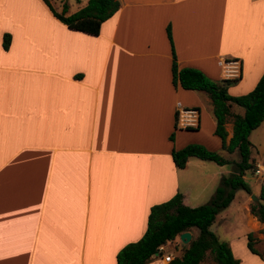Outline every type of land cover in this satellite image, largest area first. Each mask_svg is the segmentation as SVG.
<instances>
[{"label": "crops", "instance_id": "1", "mask_svg": "<svg viewBox=\"0 0 264 264\" xmlns=\"http://www.w3.org/2000/svg\"><path fill=\"white\" fill-rule=\"evenodd\" d=\"M119 1L89 34L43 0H0V264H116L152 204L177 191L187 205L206 202L233 171L194 155L175 165L172 148L191 142L226 150L208 94L174 83L172 49L178 67L216 80L225 78L220 58H239L228 92L249 91L264 71V0ZM178 103L198 108L197 127L178 126ZM239 106L226 115V141ZM253 131L251 155L264 161V120ZM255 177L258 188L210 226L238 264H264V222L249 207L264 176ZM176 237L178 251L144 264H170L163 254L189 243ZM207 255L199 264H217Z\"/></svg>", "mask_w": 264, "mask_h": 264}, {"label": "trees", "instance_id": "2", "mask_svg": "<svg viewBox=\"0 0 264 264\" xmlns=\"http://www.w3.org/2000/svg\"><path fill=\"white\" fill-rule=\"evenodd\" d=\"M53 14L69 28L89 34H98L102 21L111 16L119 7V0H87L76 10L67 13V6L57 10L50 0H43ZM167 35L171 41L170 27ZM9 43V35L3 36V47ZM172 79L182 87L202 90L211 98L212 112L215 118L214 132L221 138L222 148L232 153L237 150L239 159L234 161L217 150L207 148L202 143L191 142L181 148H172L171 155L176 166L183 167L189 156L211 159L219 164L234 163L233 171L222 175L213 194L205 203L190 206L182 201V193L175 192L168 199L150 206L146 228L136 240L125 243L116 253V264H144L157 250L160 244L172 241L184 230H197V235L189 240L170 260V264H199L209 250L217 264H238L227 241L222 240L210 228L217 213L233 199L235 190L251 188L244 179L247 170H251L254 159L251 155L249 134L264 120V71L256 84L249 91L232 95L228 85L236 78L213 79L203 71L192 66L178 67L173 52ZM235 103L244 108V113L233 114V130L226 141L227 131L224 123L230 113V106ZM173 138V134L170 136ZM250 210L264 222V181L256 200L250 201ZM248 247H253V236L248 233ZM264 258V255H262Z\"/></svg>", "mask_w": 264, "mask_h": 264}, {"label": "rangeland", "instance_id": "3", "mask_svg": "<svg viewBox=\"0 0 264 264\" xmlns=\"http://www.w3.org/2000/svg\"><path fill=\"white\" fill-rule=\"evenodd\" d=\"M52 4L54 5V7L58 8L60 10V8H62L64 6V4L67 6V10L68 11H74L75 9H77L78 5L79 4H84L87 2V0H51ZM239 106V105H238ZM239 108H242L241 106H239ZM259 131H253V133H251L249 135V139L251 140V142H255V137ZM264 141V138L262 139V143ZM262 144H258V147H261ZM257 147V146H255ZM255 147L254 146H251V154H254L256 151H255ZM219 151L226 157L228 158H232L233 160H237L239 159V153L237 150L233 151L232 153H228L224 150H222L221 148L219 149ZM233 162H230V163H227L226 166H230V167H233ZM244 179L245 181L248 183V185L250 186L251 189H257L258 186L257 183H258V180L257 178L255 177V175H252V172L251 170H247L245 172V176H244ZM242 195H247V192L242 189V188H238L235 190V197L233 198V200L228 204V206H226L225 208H222L216 215V220L223 214H225L224 212H228L229 211V208H231V206L233 207L237 200L240 198V196ZM255 196H257V194L254 193ZM251 199V198H250ZM206 201V200H204ZM198 203H205V202H198ZM199 205V204H198ZM226 210V211H225ZM224 211V212H223ZM221 212H223L221 214ZM196 232V231H195ZM180 240L179 239V236L176 237V241ZM179 246H180V243H176V242H172V241H167L166 242V246H165V250L166 251H172V252H176L178 251L179 249ZM213 258V255L212 253L208 250V255H207V260H210Z\"/></svg>", "mask_w": 264, "mask_h": 264}, {"label": "built area", "instance_id": "4", "mask_svg": "<svg viewBox=\"0 0 264 264\" xmlns=\"http://www.w3.org/2000/svg\"><path fill=\"white\" fill-rule=\"evenodd\" d=\"M225 78H238L240 76V59L237 57H222L219 60ZM177 124L180 127H197L199 124V110L196 107L180 106L177 104ZM252 170L256 176H264V161L255 160ZM164 243L158 246V252H163ZM166 261H170L173 256L171 254H163Z\"/></svg>", "mask_w": 264, "mask_h": 264}, {"label": "water", "instance_id": "5", "mask_svg": "<svg viewBox=\"0 0 264 264\" xmlns=\"http://www.w3.org/2000/svg\"><path fill=\"white\" fill-rule=\"evenodd\" d=\"M251 198L254 199V200H256L257 199V196H255L254 194H251ZM179 237H180V239L183 242L189 241V239L191 237L190 231L189 230H184V231L180 232L179 233Z\"/></svg>", "mask_w": 264, "mask_h": 264}]
</instances>
